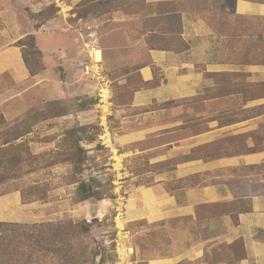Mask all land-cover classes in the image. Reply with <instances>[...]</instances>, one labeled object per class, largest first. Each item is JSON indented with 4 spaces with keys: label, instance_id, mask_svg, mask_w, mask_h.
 <instances>
[{
    "label": "crops",
    "instance_id": "obj_1",
    "mask_svg": "<svg viewBox=\"0 0 264 264\" xmlns=\"http://www.w3.org/2000/svg\"><path fill=\"white\" fill-rule=\"evenodd\" d=\"M142 3L140 9L118 5L99 17L103 23L123 14L142 22L144 42L128 45L139 61L141 84L128 103L112 108L114 146L104 148L118 174L124 170L129 177L123 205L119 212L116 195L77 206L88 213L94 206L100 218L116 208V223L130 226L124 232L131 236L134 264H264V3ZM49 23L54 26L52 20L42 29ZM9 37L7 31L0 41V106L11 103L1 108L6 122L26 113L31 75L20 47L11 51ZM251 40L258 42L257 53ZM67 49L73 53V44ZM36 76L47 78H30ZM16 83L24 86L15 91ZM95 143L83 142V148L91 152ZM21 190L0 194V222L44 218L41 209L52 201L23 202Z\"/></svg>",
    "mask_w": 264,
    "mask_h": 264
},
{
    "label": "rangeland",
    "instance_id": "obj_2",
    "mask_svg": "<svg viewBox=\"0 0 264 264\" xmlns=\"http://www.w3.org/2000/svg\"><path fill=\"white\" fill-rule=\"evenodd\" d=\"M60 1L64 2L61 3L63 7L57 6L55 0H0V41L9 31L11 51L18 46L23 55V51L28 50L25 37L33 34L40 55L32 61V68H38L40 63L42 69L38 73L47 76L40 82L39 77L31 79L28 74L26 113H21L20 117H12L10 122H6L1 115V108L11 103L3 102L0 106V194L8 189L27 190L34 185L47 186L50 192L46 200L52 203L41 209L44 217L42 221L27 224L72 220L73 224L83 226L79 230V238L71 241L72 254L83 246L86 248L82 249L85 257L97 254L92 264H134L136 253L132 251L134 249L128 238L131 236L124 232L130 226L123 227L121 222L116 223V208L110 206L111 213L101 218L94 212V206L90 207L88 213L86 206L85 210L77 206L81 196L76 191L77 184L72 185L70 182L79 179L92 184L94 188L100 186L98 189L103 196L115 193L121 201L115 205H123L120 196L124 194L123 185L127 184L129 177L124 170L118 174L120 167L110 158L109 150L100 145L99 136L103 130L101 124L105 122L112 132V108L118 103H128L133 91L141 84L136 73L139 61L136 55L133 58L134 49L128 45L130 41L137 42L138 39L144 42L139 34L142 22L135 18L125 19L123 14H119L107 16L111 19L117 17V20L102 23L99 17L104 15L101 14L106 8L100 2L106 0ZM135 3L139 9L145 7L142 0H112V11L118 5L136 9L131 5ZM53 6L58 8L57 16L48 21L53 20L54 26L49 23L44 29V24L40 28L36 27L37 20L41 19L42 22L47 19L45 15ZM53 27L58 31H53ZM91 30L95 31L103 51L100 79L92 78L82 68V64L89 60L84 41ZM122 33L127 38L125 47H122ZM19 40H23L24 46H20ZM69 43L74 46L73 53L67 52ZM96 57L100 59L99 52H96ZM13 86L17 91L24 84L16 83ZM101 94H104L103 98H100ZM18 104L24 106V103ZM73 127L83 128L77 131L78 139L83 140L93 134L97 137L91 152L85 146L80 154L81 161H76L79 154L74 157L72 153L76 150L73 147L76 137L71 138L72 142L67 139L70 137L67 131ZM83 142H80L79 148H83ZM96 182L101 185H96ZM92 201L94 205L98 203L96 199ZM73 208L72 213L70 210ZM92 221L90 231H82ZM121 249L125 250L124 255L120 253ZM58 258L57 254H52L45 264H60Z\"/></svg>",
    "mask_w": 264,
    "mask_h": 264
},
{
    "label": "trees",
    "instance_id": "obj_3",
    "mask_svg": "<svg viewBox=\"0 0 264 264\" xmlns=\"http://www.w3.org/2000/svg\"><path fill=\"white\" fill-rule=\"evenodd\" d=\"M250 1L264 3V0ZM101 3L103 4L102 6H105L104 8H106L104 11H112V0H106L104 2H100V4ZM116 7L117 6H115L113 9H116ZM57 10L58 8L55 6L50 7L47 11L48 13L45 15V18L47 19H43L42 22H40L41 19H38L36 22V27L40 28L48 20L56 17ZM155 36L157 35H154L153 38H155ZM25 38L27 39L25 40L28 43V50L23 51V59L29 69L30 74L35 75L42 69V65L39 63V67L37 68L34 66V69L32 68L33 65L31 63L32 61L34 62V58L36 56L40 55V52L38 48H36L35 37L33 34H28ZM262 39L263 36L261 34V40ZM22 41L23 40H19V43H21V45L19 44L20 46H24L22 45ZM257 44V40L255 44L251 40V45L255 46L256 53L258 51ZM262 44L263 42L261 43V49L263 48ZM262 55H264V51ZM35 65L37 66L38 63ZM56 115H60V113H57ZM82 129L83 128L69 129L67 134L70 135V137H67V139L72 142L71 138L73 139L74 136L76 137L77 131ZM96 138L97 137L94 134L83 138V140L76 137L77 141H75L73 144V147L76 148V150L75 152H72L74 157L79 154V157L76 159V161H81L80 154L82 155V151L84 150V148H79L80 142L84 141L86 143H93L95 142ZM70 184H77L76 191L81 196L78 202L87 199H96L97 201H100L108 198L115 199L117 197L115 193L114 195L111 194L110 196H103L98 189L100 186L94 188L92 184L86 181H80L79 179H74L72 182H70ZM96 185L101 184L100 182H96ZM46 187L34 185L29 187L27 190L22 188L21 193L23 202H32L38 200L46 202L47 196L50 192ZM93 221L88 223L86 222L87 225L84 229H82V231H90ZM81 228H83L82 224H73L72 220L67 222L52 221L48 223L42 222L36 224L0 222V264H45V260L47 261V259L51 257L52 254L58 255V261L60 264H72L74 262L92 264L95 261L97 254L85 257L82 251V249H86L85 247L81 246L77 253H71V241L79 238V230ZM262 237L264 239V231L262 233Z\"/></svg>",
    "mask_w": 264,
    "mask_h": 264
},
{
    "label": "built area",
    "instance_id": "obj_4",
    "mask_svg": "<svg viewBox=\"0 0 264 264\" xmlns=\"http://www.w3.org/2000/svg\"><path fill=\"white\" fill-rule=\"evenodd\" d=\"M57 6L61 7V2L60 0H55ZM63 7V6H62ZM84 45L85 48L87 49L88 52V59L87 61H85L82 64V68L83 71L86 74H89L92 78L95 79H100V77L102 76V71H103V66H102V59L100 57V59H98L96 57V52H100L99 49V45L97 42V35L95 33V31L91 30L88 34H87V38L84 41ZM104 94L100 95V98H103ZM103 99H100V101ZM100 118H103V116H100ZM103 127L102 130V134L99 136L100 140L99 143L100 145H102L104 148L106 149H110L114 146V137L113 134L111 132V130L109 129V125L107 124V122H105V124H101ZM120 207H118L119 210ZM120 212V210H119ZM121 214V213H119Z\"/></svg>",
    "mask_w": 264,
    "mask_h": 264
},
{
    "label": "bare ground",
    "instance_id": "obj_5",
    "mask_svg": "<svg viewBox=\"0 0 264 264\" xmlns=\"http://www.w3.org/2000/svg\"><path fill=\"white\" fill-rule=\"evenodd\" d=\"M98 54V53H97Z\"/></svg>",
    "mask_w": 264,
    "mask_h": 264
}]
</instances>
